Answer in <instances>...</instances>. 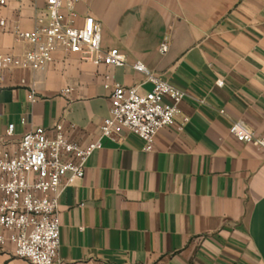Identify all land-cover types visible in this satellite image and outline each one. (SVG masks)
Returning a JSON list of instances; mask_svg holds the SVG:
<instances>
[{
    "label": "crops",
    "instance_id": "0c3cea01",
    "mask_svg": "<svg viewBox=\"0 0 264 264\" xmlns=\"http://www.w3.org/2000/svg\"><path fill=\"white\" fill-rule=\"evenodd\" d=\"M44 7L9 1L0 53L28 48L9 30H33ZM75 10L77 26L87 17L101 24L103 47L126 66L59 50L44 71L0 70V142L15 150L25 133L56 123L81 145L95 142L116 84L152 90L137 63L186 95L152 152L133 134L104 139L84 179L64 192L62 264H264V150L230 133L240 121L264 137V0H80ZM0 264L31 263L7 244Z\"/></svg>",
    "mask_w": 264,
    "mask_h": 264
},
{
    "label": "built area",
    "instance_id": "2783aa9c",
    "mask_svg": "<svg viewBox=\"0 0 264 264\" xmlns=\"http://www.w3.org/2000/svg\"><path fill=\"white\" fill-rule=\"evenodd\" d=\"M9 1L0 0V11L8 7ZM79 1L44 0L45 7L37 11L33 30L13 24L9 31L14 40L28 48L21 54L0 53V70L44 71L59 50L80 54L96 66L125 67L124 54L103 47L98 21L87 17L81 26L75 24ZM0 27L7 29L5 19L0 20ZM169 48L167 37L160 52L166 54ZM134 70L145 76L152 90L142 92L138 87L116 84L109 116L103 120L95 142L81 145L71 140L62 123L25 133L15 150L0 142V248L12 244L14 256L31 264H62L59 202L68 188L84 179L86 164L102 149L103 140L119 141L129 133L143 142L145 151L152 152L159 131L176 125L186 94L141 63L135 64ZM110 79L106 76L107 81ZM217 85L223 86V82ZM30 100L35 102L34 94ZM188 122L183 118L180 127ZM14 130L15 125H10L8 136H13ZM230 133L239 142L264 150V137H256L243 122H234Z\"/></svg>",
    "mask_w": 264,
    "mask_h": 264
},
{
    "label": "rangeland",
    "instance_id": "374dc122",
    "mask_svg": "<svg viewBox=\"0 0 264 264\" xmlns=\"http://www.w3.org/2000/svg\"><path fill=\"white\" fill-rule=\"evenodd\" d=\"M41 8H37L36 10L38 11V10H40Z\"/></svg>",
    "mask_w": 264,
    "mask_h": 264
}]
</instances>
